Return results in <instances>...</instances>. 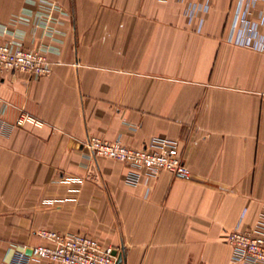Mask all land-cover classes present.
Segmentation results:
<instances>
[{"label": "crops", "instance_id": "crops-1", "mask_svg": "<svg viewBox=\"0 0 264 264\" xmlns=\"http://www.w3.org/2000/svg\"><path fill=\"white\" fill-rule=\"evenodd\" d=\"M189 1L211 7L193 24L175 0H0V42L52 64L0 78V264L42 231L91 236L121 264H235L225 237L264 214V52L231 38L244 10L264 38V1ZM90 137L179 141L188 176L162 172L145 198Z\"/></svg>", "mask_w": 264, "mask_h": 264}, {"label": "built area", "instance_id": "built-area-1", "mask_svg": "<svg viewBox=\"0 0 264 264\" xmlns=\"http://www.w3.org/2000/svg\"><path fill=\"white\" fill-rule=\"evenodd\" d=\"M169 1V0H163ZM184 4V15L189 24L210 10L209 3H197L189 0H175ZM258 1V0H254ZM264 1V0H263ZM252 13L244 10L238 13L241 28L231 38L236 43L264 52V38L258 34V26L252 21ZM204 20L200 21V29ZM264 24V16H263ZM16 72L26 73L30 78L38 79L51 74L52 64L42 49L15 47L0 42V78ZM27 123L41 126L42 123L28 115L23 116L18 126ZM6 128L0 120V133ZM86 147L96 158L113 159L129 166L127 179L144 188V197L149 198L155 180L165 171L177 177H187L188 168L181 151L179 141L154 137L142 148L128 147L120 142H110L98 137H90ZM241 223L225 240L233 250L235 264H264V214L255 226L243 230ZM40 236L46 244L24 247L18 253L13 264H25L30 257L46 259L50 264H118V256L113 247H105L95 238L71 233L42 231ZM118 253H120L118 251Z\"/></svg>", "mask_w": 264, "mask_h": 264}, {"label": "water", "instance_id": "water-1", "mask_svg": "<svg viewBox=\"0 0 264 264\" xmlns=\"http://www.w3.org/2000/svg\"><path fill=\"white\" fill-rule=\"evenodd\" d=\"M114 255L118 256V264H121L123 259H124V254L123 253H118V251H115Z\"/></svg>", "mask_w": 264, "mask_h": 264}]
</instances>
